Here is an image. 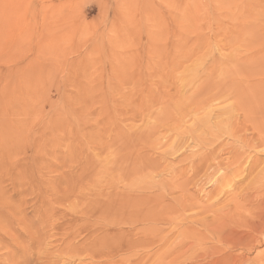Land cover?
I'll use <instances>...</instances> for the list:
<instances>
[{"label":"rangeland","instance_id":"1","mask_svg":"<svg viewBox=\"0 0 264 264\" xmlns=\"http://www.w3.org/2000/svg\"><path fill=\"white\" fill-rule=\"evenodd\" d=\"M173 136L195 164L114 218L113 196H140L137 176L158 182ZM207 153L225 182L200 202ZM175 196L186 205L171 216L238 212L158 252V198ZM263 221L264 0H0V264H264Z\"/></svg>","mask_w":264,"mask_h":264},{"label":"bare ground","instance_id":"2","mask_svg":"<svg viewBox=\"0 0 264 264\" xmlns=\"http://www.w3.org/2000/svg\"><path fill=\"white\" fill-rule=\"evenodd\" d=\"M197 75V74H196ZM212 77H214V76H212ZM216 83H218V84H216L218 87H220L221 85H220V82L218 81V82H216ZM204 83H202V84H200V85H203ZM207 84V83H206ZM215 84V83H214ZM208 85H210V84H208ZM212 86V85H211ZM206 88H207V86H206ZM213 88V87H212ZM215 88V87H214ZM199 89H200V92H199ZM201 92H204L201 88H198V93H201ZM197 93V94H198ZM209 96V94H207L206 95V98ZM197 99H195V97H194V99L195 100H198V102H203V101H201L202 100V98H200L199 99V94L197 95V97H196ZM208 99H211V98H208ZM214 112H212V114H213ZM209 115V114H208ZM215 115H217V117L216 118H219V117H221V115H220V113H215ZM223 116V115H222ZM211 116H209V118H210ZM206 118V117H205ZM205 118L204 119H201V120H203V121H201L199 124L200 125H202L203 126V124L205 125V124H207L206 122H204V120H205ZM209 118H206V120H208ZM212 118V117H211ZM213 119V118H212ZM212 119H210V122H211V120ZM198 121H200V120H198ZM208 122H209V120H208ZM209 122V123H210ZM223 123V122H222ZM198 124V123H197ZM214 124V123H213ZM198 126V125H197ZM206 126V125H205ZM195 127H196V123H195ZM208 127V126H207ZM218 127V126H217ZM214 128V127H213ZM196 130L198 131V129L196 128ZM214 131V130H213ZM197 133V132H196ZM204 132H202V134H203ZM210 133V132H209ZM199 134V133H198ZM201 135V134H200ZM198 136V135H197ZM214 136V135H213ZM212 136V137H213ZM175 136H173L172 138H169V140L167 141V150L168 151H166V152H163L162 154H158V182H155V180L153 179L154 177L153 176H151L150 174H146L145 176H142V177H138L137 176V180H139V183H137V184H139L140 185V187H135V188H137L136 190L138 191V192H142V190H139V189H146V190H148L147 189V186H151V187H153V188H157L158 187V189L160 190V188L159 187H161L162 188V185H163V183H165L166 182V180H168L167 178L169 177V178H171V180L172 181H174V183H176V181L178 180V178L179 177H182V176H184V172H185V170L187 169V164H185V165H182V162L183 161H185V160H187L188 159V157H190V156H188L187 157V155H181L182 157L180 158V156H177L176 157V153H177V151H179L180 149H182L185 145H188V147H191L190 146V143L188 144V143H186L185 142V140H184V138H174ZM200 137V139H201V136H199ZM196 138V137H195ZM181 139H183L182 141H181ZM197 139V138H196ZM195 143H196V141H193V144L195 145ZM196 146V145H195ZM168 155H171V157L170 158H172L171 160H168ZM167 156V157H166ZM192 157V164H191V167H192V165L193 164H195V161H197L196 160V158L194 157V156H191ZM190 157V158H191ZM219 158H220V154H217V155H215V154H213V153H207V155L202 159V160H199V164H197L196 165V171L198 172V174H199V176L201 175V173H204V175H202V176H204V178L205 179H202V180H200V183H202V181L204 182V183H202V185L200 186V189L198 190V196H199V200H200V202L201 201H205V202H208V201H210L211 199H213V198H216L217 199V201H218V199L220 198H218V196L220 195V192H219V190L221 191L222 190V187H223V184H224V182H225V179H223V177L225 176V174H219V172H218V170H216V171H214L213 170V165H210L209 163H214V162H216L217 160H219ZM177 160H179V162L181 163V165L180 166H182L180 169H179V171H177L176 169H175V167L177 166ZM176 161V162H175ZM178 162V163H179ZM257 163H258V160L256 161ZM256 162H254L253 164H252V166H251V169H254V166L256 165ZM183 163H185V162H183ZM215 164V163H214ZM217 165V164H216ZM233 172V171H232ZM193 173H194V169H193ZM236 174H238L237 173V171H235L234 172V175H236ZM141 175H143V174H141ZM195 174H193V176H194ZM229 175V174H228ZM196 177V176H195ZM206 177H208L207 179L208 180H206ZM230 176H228V178H229ZM200 178H201V176H200ZM114 179V178H113ZM121 179H123V178H121ZM131 179V178H130ZM181 179H183V177L181 178ZM212 179V180H211ZM117 180H118V178H117ZM117 180H116V182H117ZM134 180V179H133ZM195 180V179H194ZM197 180V179H196ZM204 180H206V182L204 181ZM209 180H210V182H213V184L215 185V187H213L211 190H206V188H205V184L207 183V185H208V183H209ZM130 181H132V180H130ZM179 181V180H178ZM188 181H190V179L188 180ZM208 181V182H207ZM134 182H136V181H134ZM195 182H197V181H195ZM130 183V182H129ZM170 183V182H169ZM169 183L167 184L168 186H169ZM189 183V182H188ZM198 183V182H197ZM197 183H196V185H197ZM212 184V185H213ZM219 184L221 185V186H219ZM127 185H128V182H127ZM172 185H174V184H172ZM188 185V184H187ZM195 185V184H194ZM195 185V186H196ZM200 185V184H199ZM156 186V187H155ZM134 187V186H133ZM169 188V187H168ZM130 189V188H129ZM129 189H128V191H129ZM163 189V188H162ZM165 189V188H164ZM194 189H196L195 187H194ZM159 190H158V194H160L159 193ZM186 190V189H185ZM161 191V190H160ZM188 191V190H187ZM144 192V191H143ZM162 192H163V190H162ZM165 192V191H164ZM186 192V191H185ZM187 193V192H186ZM129 194L130 193H128L127 192V190H125V189H123V190H121L120 191V193L119 194H117L116 196H113L112 198H113V200L111 199V201H112V205H110V207H112V208H110V210H112L111 212H115L113 215H114V218H115V215L116 216H122L121 218H123V216L124 215H128V216H131L130 215V213L129 212H131V211H129V212H127L128 211V209H131V206H133V205H136V204H139L140 206H145V205H147L148 204V201H147V197H146V195L145 194H143V193H141L140 194V196L139 197H137V198H134V197H130L129 196ZM165 194V193H164ZM115 195V194H114ZM145 195V196H144ZM189 195V194H188ZM122 196V197H121ZM167 196V195H166ZM119 197H121L120 199H118ZM182 197V196H181ZM190 197V196H189ZM194 197V196H193ZM235 197V195L233 196V198ZM172 199L170 200V201H168L167 199H164V198H158V226L160 225V228H159V230H158V244H159V247H158V252L160 251V252H162V253H164V252H170L171 251V253L172 254H174V255H176V254H181L182 252H183V250L186 248L185 246H186V243H184L183 242V240H191V239H193V238H197V240H198V238H199V235H200V231L199 230H196L197 229V227L196 226H194V223L195 224H197L198 226H200L201 228H203V229H205V227L206 226H209V225H212V224H215V223H217L218 225H220L221 223H224V219H225V217H227V216H234V214H236L237 212H238V206L236 205V204H234V206L232 207V208H230L229 207V209L227 210V209H225V211L222 209H218V210H213V209H211V208H209L210 206H201V213L202 212H208L210 215H211V219L210 218H207V219H202L201 221H194L193 219V216L192 217H183L182 216V213H184L185 212V210H187L188 208L186 207V208H183V209H176V207H173V208H175V215L174 216H171L172 214H173V212L174 211H170V208H172L171 207V205H173V204H175L176 202H179L180 204H181V206H183V204H182V201L184 200V198L182 197V198H178V197H171ZM232 198V199H233ZM133 199H135L136 201L134 202V201H132ZM188 199V198H187ZM186 199V200H187ZM216 199H214V200H216ZM229 199V198H228ZM228 199H226V200H228ZM236 200V199H235ZM107 201V200H106ZM232 201V200H231ZM231 201H229V203L231 202ZM233 201H234V199H233ZM239 201V200H238ZM134 202V203H133ZM173 202V203H172ZM184 202H185V200H184ZM187 202V201H186ZM198 202V201H197ZM199 202V203H200ZM222 202V201H221ZM95 203V202H94ZM111 203V202H110ZM133 203V204H132ZM214 203V202H213ZM236 203H237V201H236ZM105 204H106V202H105ZM198 204V203H197ZM201 204V203H200ZM206 204V203H205ZM210 204V203H209ZM219 204V203H218ZM225 204H227L226 203V201H225ZM239 204V203H238ZM185 205H186V203H185ZM185 205L183 206V207H185ZM211 205V204H210ZM229 205V204H228ZM232 205H233V203H232ZM101 206V205H100ZM176 206V205H175ZM180 206V207H181ZM130 207V208H129ZM98 208H100V207H98ZM224 208V207H223ZM226 208V207H225ZM133 209V208H132ZM110 210L108 211V213L110 212ZM96 211V210H95ZM135 211H137L136 209H135ZM167 211V212H166ZM123 212V213H122ZM132 212H134V211H132ZM144 215H147V216H149V215H152V214H154L153 213V207L152 208H150V209H146V210H144V211H141ZM199 212V213H200ZM164 213V215H162ZM99 214H100V209H99ZM109 215H111V213H109V214H106V216L108 217ZM135 215V214H134ZM138 215H140V214H138ZM137 215V216H138ZM106 216H104V217H106ZM125 216V217H126ZM127 216V217H128ZM103 217V215H102V218H104ZM111 217H112V215L111 216H109V220H111ZM119 217V218H120ZM132 217V216H131ZM141 217H142V214H141ZM141 217H139V218H141ZM150 217V216H149ZM130 218V217H129ZM139 218H137V219H139ZM106 219V218H105ZM104 219V220H105ZM107 219V220H108ZM128 219V218H127ZM126 219V220H127ZM132 218H130V220L128 221L129 223L131 222H133L132 220H131ZM134 219V218H133ZM142 219V218H141ZM151 219V218H150ZM153 219H155L154 217H153ZM152 219V220H153ZM103 220V221H104ZM115 220V219H114ZM117 220V219H116ZM126 220H124L125 222H126ZM140 220V219H139ZM147 220H148V218H147ZM152 220H150V221H152ZM143 221H144V219H143ZM102 222V221H101ZM104 222H106V220L104 221ZM134 222H139V221H134ZM133 222V223H134ZM128 223V225L127 226H129L130 227V224ZM147 223H150L149 222V220L147 221ZM154 223V222H153ZM210 223V224H209ZM263 223H264V221H263ZM120 224V223H119ZM122 224V223H121ZM135 224V223H134ZM133 224V225H134ZM152 224V223H151ZM105 225V224H104ZM114 225V224H113ZM118 226V225H117ZM120 226H122V225H120ZM119 226V227H120ZM123 226H125V225H123ZM122 226V227H123ZM135 226V225H134ZM137 226V225H136ZM103 227V226H102ZM133 228V227H132ZM91 231H94V230H91ZM96 231V230H95ZM105 231V230H104ZM97 232V231H96ZM96 232H93V233H96ZM116 232V234H117V231H115ZM119 232H121V231H119ZM124 233H127L126 231H123ZM92 233V232H91ZM113 233V235H116L115 233H114V231L112 232ZM123 233V234H124ZM110 234H111V232H110ZM129 234V233H128ZM127 234V235H128ZM137 234H139V233H137ZM92 235V237H94L93 236V234H90V236ZM112 235V236H113ZM122 235V233H120V234H118V235H116V237H118L117 238V240L119 239V236H121ZM127 235L125 236V237H127ZM140 235V234H139ZM124 236V235H123ZM123 236H121L122 238V240H123ZM96 237V236H95ZM105 236L103 235V237L102 238H104ZM115 237V236H114ZM91 238V237H90ZM111 238V237H110ZM128 238V237H127ZM180 238H185V239H181V240H179ZM94 239V238H93ZM111 239H113V237L111 238ZM121 239H119V240H121ZM126 239V238H125ZM95 240H96V238H95ZM95 240H94V242H95ZM98 240V239H97ZM99 240H100V238H99ZM114 240H116V239H114ZM116 240V241H117ZM179 240V241H178ZM124 241V240H123ZM127 241H128V239H127ZM126 241V242H127ZM178 241V242H177ZM97 242H99V241H97ZM96 242V243H97ZM115 242V241H114ZM126 242H123V243H126ZM95 243V245H96V247L98 246V244H96ZM122 243V242H121ZM100 244V243H99ZM94 245V244H93ZM93 247H95V246H93ZM194 264H208V263H204V262H196V263H194Z\"/></svg>","mask_w":264,"mask_h":264}]
</instances>
